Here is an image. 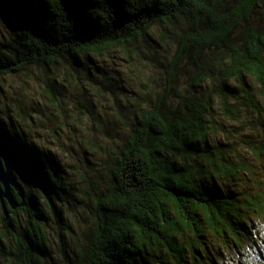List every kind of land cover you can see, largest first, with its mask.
Here are the masks:
<instances>
[{
    "label": "trees",
    "instance_id": "obj_1",
    "mask_svg": "<svg viewBox=\"0 0 264 264\" xmlns=\"http://www.w3.org/2000/svg\"><path fill=\"white\" fill-rule=\"evenodd\" d=\"M0 21L10 35L0 37V80L64 63L69 76L77 68L84 73L80 81L92 82L87 68L93 69L94 57L128 53L136 66L143 64V53L132 56L141 41L159 44L175 36L179 44L160 64L161 96L145 89L115 97L118 112L108 123L79 107L98 127L92 138L87 132L80 137L104 154L97 165L104 177L84 174L86 185L65 177L39 130L43 124L36 123V104H25L16 117L11 104L0 107V137L27 203L12 209L5 201L6 216L0 200V264H50L52 218L78 247L74 257L63 254L67 264H215L212 257L231 252L237 264H251L247 256L264 264L257 226L264 191L236 193L219 184L249 176L236 144L264 130V0H0ZM187 68L192 76L181 84ZM68 78L49 77L44 88L69 106ZM114 85L107 80L104 88L115 94ZM227 123L239 126V137ZM229 136L238 139L219 141ZM244 142L253 159L264 161V138ZM77 209L96 219L93 231L82 226L83 241L67 220Z\"/></svg>",
    "mask_w": 264,
    "mask_h": 264
},
{
    "label": "rangeland",
    "instance_id": "obj_2",
    "mask_svg": "<svg viewBox=\"0 0 264 264\" xmlns=\"http://www.w3.org/2000/svg\"><path fill=\"white\" fill-rule=\"evenodd\" d=\"M156 33L157 31H152L151 35L154 36ZM9 36L7 28L0 21V37L6 40ZM152 41V39L148 38L147 41H141L140 44L138 43L134 46L136 53L132 56L135 59L137 54L143 53L140 58L142 59V65L136 64L135 66L133 60L129 59L128 53L123 52H115L110 55H105L103 58L94 57V61L90 63L93 69L87 68V71L91 72L92 82H86L87 80L80 81L84 73L77 68H74V75L69 76L67 72L68 65L64 63L55 66L52 70L47 67L38 66L31 67L20 74L8 76L0 80V107L4 109L8 103L11 104L13 114L16 117V114L20 109L25 107V104H36L41 110H39V113L34 114L36 123L38 125L43 124L39 130L44 133L43 135L46 136L45 139L52 143L48 146L53 150L65 169V177L76 184L84 181L83 183L86 185L84 174L95 179H98L102 175L104 177V172L100 173L97 170V165L102 161V156L104 158V154L101 151L98 154L99 149L96 146L91 145L87 140L80 137L81 133L87 132L89 137L92 138L91 133L94 134V128L97 126L94 124L95 121L91 119L92 116L90 114H81L79 107L81 106L82 108H80L83 111L84 109L86 111L88 108H91L95 112L94 114L100 115L103 119L102 121L108 123L113 117H116L118 112V103L115 97L122 100L125 95H129V97L133 96L134 91L140 93L143 91L147 92L146 90H149L154 97L157 95L159 97L161 94H164L166 88L165 73L162 70L163 67H160V64L166 61V57L175 54L179 44L175 36H171L159 44L156 42L153 44ZM170 44L172 45L170 46ZM167 49L168 51L166 52ZM157 60L160 61L158 62ZM136 67L139 68V72ZM192 72L191 68L182 71L181 76L183 78L181 79V84H185V81L191 78ZM58 75L63 78L69 77L64 81L68 86L66 94L69 95L71 93L73 95L69 106L62 102L60 95L54 98L44 88L50 80L49 77H56ZM146 78L147 81H145ZM107 80H112L116 84L114 85L116 87L115 94H112L110 88H104ZM73 81H75L74 84ZM253 86L255 92L260 94L262 89L255 83H253ZM5 95H8L10 99H6L4 97ZM60 105H62V108H67L65 111L63 110V113L59 107ZM26 111L29 110L26 108ZM102 121L99 119V123ZM21 122L23 123L24 121L21 120ZM228 126L231 127L230 134L238 136L239 126L233 124H228ZM92 128L93 130H91ZM96 130L99 131L100 129ZM229 137L232 138L231 136ZM262 138H264V130L254 133L251 138L246 134L239 137L238 144L236 145H239L237 146L239 151H242L245 155L244 159H246L247 164L251 167L252 172H250L249 176L242 175L238 179L220 180L219 184L222 189L235 191L236 193L258 190L264 191V161L253 159L247 149L244 148L246 146L244 145V141L254 142ZM237 139L234 138L233 140L232 138L231 140H227L225 138L219 141L223 143H234ZM219 141L218 138L211 139L213 145L215 143L219 144ZM100 143L101 145H97L98 147L102 148L105 146L102 145V141ZM86 150L88 154H86ZM67 220L73 231L80 235L82 241L84 239L81 236L82 226L88 227L93 231L96 225L95 217L83 209L72 211L67 215ZM257 223H259L257 226L261 231V235H264V219H259ZM1 227L2 216L0 215ZM47 232L52 257L50 264H67L64 262L63 254L68 252L70 256L74 257V252L78 250L70 233L63 230L55 222L54 218L50 221V227ZM231 255L227 253L224 258L219 259L212 257L211 262L215 264H237L239 256L232 252ZM243 259H248L251 264H255L253 258L250 256Z\"/></svg>",
    "mask_w": 264,
    "mask_h": 264
},
{
    "label": "water",
    "instance_id": "obj_3",
    "mask_svg": "<svg viewBox=\"0 0 264 264\" xmlns=\"http://www.w3.org/2000/svg\"><path fill=\"white\" fill-rule=\"evenodd\" d=\"M13 191H16L22 199V203L18 204ZM0 200L3 204L5 215L7 216L5 201L9 203L12 209L18 207H26V196L24 189L15 173L14 159L8 148L0 137Z\"/></svg>",
    "mask_w": 264,
    "mask_h": 264
}]
</instances>
